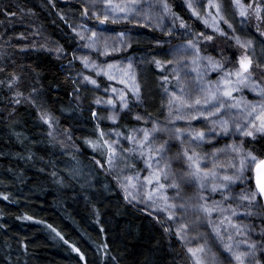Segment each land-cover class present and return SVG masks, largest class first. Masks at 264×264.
Here are the masks:
<instances>
[{
	"label": "snow or ice",
	"instance_id": "snow-or-ice-1",
	"mask_svg": "<svg viewBox=\"0 0 264 264\" xmlns=\"http://www.w3.org/2000/svg\"><path fill=\"white\" fill-rule=\"evenodd\" d=\"M183 4L191 18L202 22L203 31H195L189 21L175 12L171 0H84L81 17L98 24L68 26L84 42V48L95 50L99 56L114 57L132 47L127 32L117 34L118 42L106 36L108 29L102 26L108 23L127 21L159 29L170 38L155 41L157 45L169 44L166 52L146 60L141 58L157 73L167 116L160 121L150 114L135 112V121L151 126L125 125L126 131L118 125L120 113L132 114L133 108L144 101L139 64L131 57L126 58V63L115 58L98 62L90 56L77 57L73 53V59H79L85 70L77 74L82 83L100 88L98 80L86 74L87 70L115 82L104 88L106 97L94 100L96 105L109 106L110 114L102 116L92 111V119L96 121L94 137H86L85 143L98 154L99 158L93 156L94 164L116 182L125 200L130 204L139 201L160 213L157 221L182 244L189 264H264V55L255 54L254 39L237 34L233 20L227 15L230 5L232 18H240L241 31L250 25L264 37V0H206V3L205 0H183ZM0 11L6 16H16L10 9ZM61 19H65L63 15ZM65 23H68L66 19ZM177 33L181 42L171 44ZM5 35L6 31L0 33V39ZM217 37L234 41L240 54L235 59L226 56L224 49L218 55L211 54L208 49L212 47L216 51ZM5 43L20 52L47 49L58 57L64 53L62 45L49 48L47 38L39 30L9 35ZM162 55L170 58H159ZM0 57L4 60L0 63V91H7L4 99L11 106V112L16 111V105L31 104L37 110L38 119L47 125V137L52 144H60L64 149L69 147V142L74 146L71 131L61 132L59 119L39 103L38 79L34 77L29 83L28 72L22 66L5 53H0ZM213 73H217L215 79L211 76ZM246 91L256 98L249 100L244 95ZM105 119L115 126L101 127ZM176 121L187 124L177 127ZM193 121L204 126L196 127ZM60 136L62 140L58 139ZM220 140L230 142L218 147ZM171 141L179 142L175 153H171ZM205 144L212 145L210 152L202 150ZM255 145L260 147L259 155ZM27 159H32V154ZM141 163L142 168L138 166ZM174 163H179L181 168L175 169ZM51 175L56 177L57 173L53 171ZM58 182H63V178ZM188 188L192 191L188 192ZM168 189L173 190V195H168ZM4 199L8 197L4 195ZM256 220L261 223L257 225ZM206 226H210L211 233L201 231ZM210 239L222 249L223 261L211 251ZM72 248L83 260L80 249L75 245ZM99 248L108 256L107 243Z\"/></svg>",
	"mask_w": 264,
	"mask_h": 264
},
{
	"label": "trees",
	"instance_id": "trees-1",
	"mask_svg": "<svg viewBox=\"0 0 264 264\" xmlns=\"http://www.w3.org/2000/svg\"><path fill=\"white\" fill-rule=\"evenodd\" d=\"M171 3L173 10L189 21L195 31L204 30L201 21L191 18L183 0H171ZM66 6L82 11V5H68L64 0H0V9L16 13L15 17H10L0 11V21H4L0 23V33H7L0 39V45L4 46L0 53L7 54L28 72L29 83L34 77L38 79L39 103L59 119L61 132L64 129L71 131L75 142L74 146L69 142L67 149L60 144H52L47 137L48 127L38 119L36 108L24 103L14 106L16 111L11 112V106L4 99L7 91H0V153H3L0 155V194H3L0 195V264H189L187 253L177 238L166 233L155 217L133 210L127 200L115 191L114 180L108 182L103 170L92 164L91 157H99L85 143L87 135L94 133L96 124L92 119L88 94L83 92V97H88L83 101L84 105L70 101V96L77 89L70 70L79 73L82 68L77 59H73V53L79 50L75 45V34L69 30L65 19H61ZM36 30L47 38L49 48L62 45L64 53L58 57L47 49L20 52L7 47V36ZM260 38L264 41L263 37ZM174 42H181L179 33ZM145 46L130 52L145 50ZM215 47L216 51L212 47L208 51L218 55L220 49H224L225 55L232 59L241 51L234 41L222 37L216 38ZM154 50L161 49L155 46ZM3 62L0 57V63ZM216 75L211 74L213 79ZM98 83L101 89L99 97H106L104 88L107 81L100 78ZM244 95L249 100L255 99L253 93L246 91ZM154 98L151 96L152 102L157 104ZM148 101L151 102L150 98ZM148 111L153 114V109ZM122 115L118 125L124 131L125 125L136 127L140 123L132 121L134 119L129 113ZM129 121L132 123L128 125ZM108 126L114 127L112 124ZM58 139L62 140L63 136ZM207 146L205 144L202 150L210 152L212 149ZM254 149L259 155V145ZM29 154H32L30 160L27 159ZM86 159L90 161L84 164ZM65 163L73 166L72 178L62 167ZM87 165L93 166L89 168ZM173 167L180 169L181 165L174 163ZM53 171L57 173L56 177L51 175ZM61 177L63 182H58ZM186 190L192 191L191 188ZM168 192L173 195L172 189ZM105 243L108 256H104V249L99 248ZM72 245L83 253V260Z\"/></svg>",
	"mask_w": 264,
	"mask_h": 264
},
{
	"label": "rangeland",
	"instance_id": "rangeland-1",
	"mask_svg": "<svg viewBox=\"0 0 264 264\" xmlns=\"http://www.w3.org/2000/svg\"><path fill=\"white\" fill-rule=\"evenodd\" d=\"M64 1H67L68 5H69V3L74 2V1H77V3H79L80 5H82L83 2H84V0H64ZM205 3H206V0H205ZM63 14L66 17V20L68 21V24L86 23V24H88L89 27H92V26L98 24V22L95 21V20H89V19L82 18L81 17V12L77 11L76 9H74L73 7H70V6L64 7ZM227 15L229 16L230 19L233 20V24H234V27L237 30V34L241 35L242 37H248V38L254 39V42H255L254 43L255 54L257 56L264 55V41L260 38L259 33H257L255 31V29L252 28L250 25L248 27H245V29L243 31H241V24L239 22L240 18L238 16H236L235 18H232V9H231L230 5L227 8ZM253 23H254V21H253ZM102 27H105V28L108 29V31L105 33V35L109 36V37H112V38H115L117 40V42H118V39H119L117 34L119 32H127L128 36L131 37L132 47H134L138 43H140L142 46H145L148 43H152V41L154 42V45H156L157 47H162L164 45H166V47L167 46L169 47V44H167V43H162L161 45H157L156 44L155 41L157 39H159L161 41H168L170 39L169 37L165 36L159 29H154V28H151V27H143V26H141L142 29L143 28H147V30H149V31H154L155 34H156V36L154 37V36H152V35H150V34H148L146 32H143V31L141 33L138 32V30L136 28L140 27V26L132 24V23H128L127 21H119V22L114 23V24L113 23H108V24H106V25H104ZM230 41H232V40H230ZM171 44H177V43L174 42V39H171ZM132 47L131 48H126L125 50L114 54V57L99 56L98 53H96L95 50H91V49H87V48L83 47L82 51L77 53V57H79L81 55H87V56H90L92 59L97 60L98 62H105V61H110L112 58H118V60L123 61L125 63L127 62L126 58H128V57L134 58V60L139 64L138 73H139L140 78L143 81V89L146 88V87L148 89V86H149V89H150L149 91L145 92V96H146L147 103L150 104L151 110L153 109V114L151 116L153 118L157 119V120L163 121L165 119V117L167 116V109H166V106L163 103L165 97H164V95L162 93L161 88L158 85L157 73L155 71H153V66L150 65V64L145 63L144 60L150 58L151 55H157V54H161V53L166 52L168 47H167V49L163 48L162 52H159L157 54H153V53H149V52L146 53V52H141V51H138V52L135 51V52H132L128 56H125V57L124 56L123 57H115V56H119V55L125 54L126 52L130 51L132 49ZM142 51H145V50H142ZM141 58H144V60H142ZM159 58L169 59L170 57L167 56V55H162V56H159ZM86 74L92 75L97 80L99 78H104L107 81L108 84L109 83L115 84V82H109L107 80V77H105L103 75L96 76V74L94 72H92L91 70H87ZM152 74H154V75H152ZM150 79H151V81H150ZM89 85H91V84L89 83ZM91 86H94V85H91ZM116 86L119 87L120 85L117 84ZM151 96H155L154 99L157 101V104L152 102ZM149 98H150V101L152 103L148 101ZM133 103H136V102L133 101ZM107 107H108L107 109L109 111V106H107ZM107 121H109L113 125V122L111 120H107ZM192 123L196 127H203L204 126L203 123H200V122H197V121H193ZM186 124H187L186 121H176V126L177 127H185ZM113 126H115V125H113ZM140 126L150 127L151 125L150 124H144V122H142V123H139L137 125V127H140ZM162 134H164V133H161V136H163ZM166 137H167V135H166ZM127 146L128 145L125 144V147H127ZM175 152H172V153H175ZM138 166L142 168L143 164L141 163ZM142 174L146 175L147 173H142ZM168 195L171 196L169 194V192H168ZM133 204L135 206H137V207L146 209L147 211H149V213H151V214H153L155 216L160 215V213L156 212L155 209L149 208L147 204L140 203L139 201L133 202ZM161 219H164V217L161 216ZM255 223L257 225H259L261 223V221L256 220ZM201 231L205 232V233H211V228H210V226L202 227ZM209 243H210L211 251L217 253V255L220 257L221 261H223V259H224L223 252H222V249L218 246L217 242L212 241L210 239Z\"/></svg>",
	"mask_w": 264,
	"mask_h": 264
},
{
	"label": "bare ground",
	"instance_id": "bare-ground-1",
	"mask_svg": "<svg viewBox=\"0 0 264 264\" xmlns=\"http://www.w3.org/2000/svg\"><path fill=\"white\" fill-rule=\"evenodd\" d=\"M68 3V2H67ZM72 3H77V1H74V2H71L70 4H72ZM79 4V3H78ZM77 10V9H76ZM61 15H63L64 16V14H63V10H62V12H61ZM64 18L66 19V17L64 16ZM67 25H69V24H67ZM68 28H69V30L71 31V28L68 26ZM137 30H138V32H146V33H148V34H150V35H152V36H156V34H155V32L154 31H149V30H147V28H143L142 29V27L140 26V27H137L136 28ZM140 35V34H139ZM73 37H75L76 38V46H77V49H79L78 50V52H80V51H82V49H83V42L81 41V40H79L77 37H76V35H74ZM140 46H142L140 43H138V44H136L134 47H132V49H134V48H136V49H138V48H140ZM155 46L156 45H154V42L152 41V43H148V44H146V46H145V51H141V50H138V51H141V52H149V53H153V54H157V53H159V52H162V50H163V48H166L167 49V47H166V45H164V46H162V47H160V49L161 50H159V51H157V50H154V48H155ZM154 47V48H153ZM229 49H232L231 47H229ZM137 51V52H138ZM77 52V53H78ZM77 53H76V56H77ZM131 52L130 51H128V52H126L125 54H122V55H119V56H115V57H125V56H128L129 54H130ZM115 59H118V58H115ZM77 62L81 65V68H82V71H85L84 69H83V65H82V63L77 59ZM70 72H71V74H72V78L74 79V81H76V84H75V86H76V88H77V86L79 87V90L77 91L76 90V93H74V94H72L71 96H70V101L71 102H75V103H78V104H80V105H82L83 104V101L84 100H86L88 97V101H90V108H91V112L93 111V110H95L96 112H97V114L98 115H102V116H107V115H109L110 114V112L108 111V107H107V105H104V104H101V105H96L95 103H94V100L97 98V97H99V95H101V89L99 88V89H97L96 87H94V86H91V85H89V84H84V83H82L81 82V77L80 76H78L77 74H78V72L77 71H75V70H70ZM80 73V72H79ZM152 75H154V74H152ZM100 79V78H99ZM99 79H98V82H99ZM104 79V78H103ZM150 81H151V79H150ZM150 89H149V86H148V89H147V87L146 88H144V92H143V95L145 96V92H147V91H149ZM83 92L85 93V92H87V94H88V97L86 96V97H83ZM85 95H86V93H85ZM78 97V98H77ZM103 98V97H102ZM133 104H135V103H133ZM84 105V104H83ZM150 109V105H148V103H147V100H146V96L144 97V101H143V103L142 104H139L138 106H136V107H134L133 108V113L131 114L132 115V117H133V114L135 113V112H140L141 114H150V111H148ZM125 114V113H127V111H125V112H121L120 113V118L121 117H123L124 115H122V114ZM132 121H135V120H132ZM132 121L130 122H127V124L129 125V123H132ZM135 122H137V121H135ZM143 121H140V123H142ZM109 124H111L109 121H107V119H105V120H103L102 122H101V127H103V128H105V129H110L111 127L110 126H108ZM138 125V124H137ZM137 125H136V127H137ZM123 129V127L121 126V130ZM163 136H162V138H164V139H167V137H166V134H162ZM94 137V133H89V135H87V138H93ZM221 141V140H220ZM213 143H215V142H213ZM222 143L221 142H219V144L218 145H216V146H222L221 145ZM208 146H209V149H212V145H210V144H207ZM207 146V147H208ZM179 147H180V145H179V142L178 141H171V153L172 152H175V151H178L179 150ZM91 159H92V164L96 167V165L94 164V162H93V157H91ZM90 160H88L87 161V159L84 161V164H86V163H88ZM93 165H90V166H88L89 168H91V166H93ZM62 167L65 169V170H68L67 171V174H69L70 175V177L72 178L73 177V175H72V169H73V166H71V165H69V164H62ZM79 167V166H78ZM93 169V168H92ZM97 169V168H96ZM81 172H84V170H81ZM95 173H96V171H95ZM102 174H104L105 175V173H104V171H103V173ZM107 178V180H108V182L111 180L112 182H113V180H112V178L110 177V176H107L106 177ZM114 183L116 184V182L114 181ZM115 191H118L119 193H120V195L124 198V193H123V191L119 188V187H116V189H115ZM128 202V201H127ZM129 203V202H128ZM129 205L131 206V208L134 210H138V211H142L145 215H148V216H150V217H155L156 218V216L155 215H153V214H151V213H149V211H147L146 209H144V208H140V207H137V206H135L133 203H129ZM180 243V242H179ZM179 245H181L182 246V244L180 243ZM183 247V246H182ZM184 248V247H183Z\"/></svg>",
	"mask_w": 264,
	"mask_h": 264
}]
</instances>
